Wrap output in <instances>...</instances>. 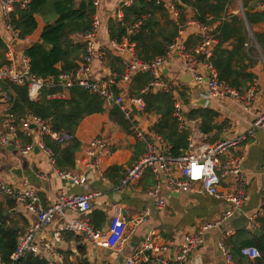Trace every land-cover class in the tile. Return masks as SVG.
<instances>
[{"label": "crops", "instance_id": "obj_1", "mask_svg": "<svg viewBox=\"0 0 264 264\" xmlns=\"http://www.w3.org/2000/svg\"><path fill=\"white\" fill-rule=\"evenodd\" d=\"M123 1L103 0L101 4L100 13L103 16V24L97 40V46L100 51H104L105 56L104 63H100L98 60L94 61L93 77L96 79L106 78L112 74L121 76L131 59L127 53H119L108 48L109 40L113 38L119 39L118 36L111 35L110 22L113 21L123 25V8L133 2L122 6ZM177 1L180 2V0ZM165 2L168 3L169 0H162L161 2L156 0V3L162 5L165 9L163 14L158 15L160 25L156 30L164 27L165 32L168 33L175 23H178L176 36L183 27L185 29L187 49L195 53L202 38L199 34V28L187 24L189 20H196L193 17L195 10L192 7H188L186 20L181 22L179 9L177 8L178 14L176 15L175 11L169 8ZM259 3L260 0H248V3L244 5L243 0H232V2L229 0L228 4L227 14L229 16L238 15L246 23L249 40L251 41L250 44H246L247 50H244L243 54H248L254 60L249 66L248 72L253 73L255 76L252 81H249V89L242 93L244 99L232 100L208 97L206 96L208 89L206 83L196 84L195 86L182 80L190 72L184 65L181 53L176 50L172 53L170 62L162 74V78L170 84L169 91L151 89L146 93H142L143 88L152 78L149 72L132 74L130 80L120 79L113 87L115 93L123 94L127 99L134 96H142L144 98L145 106L143 110H139L137 106L133 107L135 118L143 130L157 132L155 126L157 124L164 126L167 120L161 111H164L166 107H174V114L175 105L178 102L182 105L188 120L185 130H181L178 124L176 126L180 133H185L187 136L191 128L194 127L204 135L205 140L214 142L232 133L243 132L251 126L252 121L260 113L264 105V47L258 43L255 37V34L264 33V20L254 23L251 28L246 19L245 11L264 12V10L257 7ZM119 11L122 13L121 17H118ZM36 20L37 27L32 34L27 35L25 38H20V36L16 38L7 29L5 21L0 18V37L7 46L5 53L0 50V62L4 60V54L7 63V53L11 51L14 57L20 60L29 45L41 40L46 21L40 15H36ZM139 21L142 24V19ZM219 23L220 21H217L214 25L207 24L217 38V42L216 27ZM131 25L133 23L127 26V34L122 37L129 35L128 28ZM73 37L76 40H80L77 35ZM155 41L164 42L165 49L171 42H166L160 36L154 35V37L147 39L146 43L152 45ZM131 42L135 44V51L139 57L136 42ZM234 42V38L229 39L222 47L231 50L235 46ZM249 61L250 59H247L245 63L248 64L250 63ZM58 67H61V64H58ZM149 76L150 79L147 81ZM254 85L257 87V91H254ZM5 87V83L0 82V139L10 133L9 125L12 119L14 122L16 120L8 112L10 108L9 101L1 100L5 94L10 95V91L5 89ZM60 92L62 91L58 88L51 95ZM64 94V98H69L71 90L64 91ZM151 94L153 99L149 100L148 96ZM166 97L169 98L168 102ZM29 99L32 100L30 96ZM185 99H187V102H185ZM161 106H163V109L159 110ZM105 107L106 109L103 112L87 115L80 122L76 131L73 132L75 135L73 140L79 142V148L74 154L69 156L73 164L66 160L63 151L60 150L57 152V157L52 151L55 160V163H53L48 154L39 148H35L29 154H23L21 149L15 146L14 139L6 146L0 142V178L14 185L27 180L37 190L40 196V204L44 207L54 203L62 190L76 194L98 190L100 195L93 199L92 209L88 213L90 222L98 228H107L112 216L117 213L126 219H131L142 214L145 210L150 212L145 221L134 230L123 252L95 247L91 242L76 234L59 233L58 224L60 220L56 219L41 234L45 240L53 244L56 251L60 254L56 260L57 264H66L81 258L86 260L87 264L92 261H97L100 264H125L127 255L136 252L140 248L148 233L153 232L156 240L161 244L172 243L178 245L183 242L187 233L196 230L207 221L219 218L230 209H232L231 219L221 227L210 229L206 232L205 242L191 252L187 264H228L218 247V242L221 240L226 242L229 250L234 255L236 264H264L263 252L261 257L255 260L240 254L242 246L255 245L260 250L264 248V128L256 129L254 137L247 142L248 154L245 160V169L247 172L246 190L248 200L242 208H233L231 203L207 195L204 192L166 193V206L158 208L155 197L148 193V190L155 182L154 175L150 170L146 171L137 182L118 189L127 168L144 154L145 144L130 130V124L123 113L113 117L110 112L115 106L105 104ZM197 109L214 112L213 114H208L206 118L207 126L212 127L210 130L205 131L203 129L204 118L202 115L194 117L188 115L189 111ZM164 130L167 131V128H164ZM24 133V130L19 126V141L22 146L39 137V131L34 127L30 137ZM97 136L103 137L111 147V151L102 156V174L95 166V159L87 157L84 152L88 142ZM46 137L43 138L44 141ZM48 138L54 145L57 144L50 137ZM68 144L70 142L57 144V146L64 149ZM239 152L240 148L231 151V153ZM57 158L60 159L62 168L57 166ZM57 171H70L78 177H85L86 181L85 183H75L69 178L62 177ZM225 187L227 188L228 186L222 184L221 189H225ZM0 213L7 216L4 220L6 226L11 227L12 230L14 227L18 231L17 243L20 235L36 218L35 214L27 211L23 203L6 195L0 196ZM68 213L71 217L80 216L79 213L74 211H68ZM228 229H232L233 232L226 234ZM38 236L35 238L36 240L40 239V236Z\"/></svg>", "mask_w": 264, "mask_h": 264}, {"label": "built area", "instance_id": "obj_2", "mask_svg": "<svg viewBox=\"0 0 264 264\" xmlns=\"http://www.w3.org/2000/svg\"><path fill=\"white\" fill-rule=\"evenodd\" d=\"M30 1L0 0V18L5 21L7 29L16 38L19 37V31L10 22L11 13L16 5L26 8ZM132 1L124 0L122 6L129 5ZM161 1L157 0V2ZM176 1L169 0L168 3H165L177 15ZM102 2L103 0H93L95 12L92 16L91 27L85 32L76 34L84 48V53L76 69L63 70L56 78L44 79L32 72L29 56L23 54L20 60H17L11 51L7 53L8 62L0 65V82L27 86L32 100L40 97L44 87L59 88L62 92L51 96L61 98L65 97L64 91L80 87L102 97L105 104L117 106L128 120L130 130L145 144L144 154L127 168L118 189L137 182L146 171L150 170L154 175L155 182L148 193L155 197L158 208L166 206V193L187 192H204L207 195L231 203L233 208H242L248 200L246 190L247 172L245 169V160L248 154L247 142L254 137L256 129L264 128V105L248 129L243 132L232 133L214 142L205 140L204 135L199 130L194 127L191 128L187 136V147L181 153L174 154L161 134L147 132L137 122L133 107L137 106L139 110H143L145 106L144 98L134 96L127 99L123 94L115 93L113 87L120 79L128 81L132 74L149 72L152 78L143 88L142 93H146L151 89L169 91L170 84L162 78L163 68L167 67L172 53L177 50L181 53L185 67L197 84L206 83L208 87L206 96L242 100L244 99L243 94L238 89L221 81L215 65L210 61L217 38L207 24L197 20H189L187 24L199 28V34L202 38L195 53L187 49L185 29L182 27L176 38L167 45L164 53L151 61L142 60L137 56L135 44L129 40L128 36H124L120 40L113 38L109 40L108 48L119 53H127L131 59L121 76L112 74L106 78L96 79L93 77L94 61L98 60L100 63H104L105 56L104 51H100L97 46L103 24V16L100 13ZM257 7L264 10V0H260ZM121 16L122 13L119 11L118 17ZM140 24L141 21H137L131 25L128 28V34L132 33ZM254 91H257L256 86ZM1 100L9 101L11 97L5 94ZM174 115L179 128L185 130L188 117L179 102L175 105ZM51 122V118H43L31 112L27 113L18 125L12 119L9 125L10 133L2 136L0 142L6 146L14 139L15 146H18L23 154H29L35 148H39L47 153L51 161L55 163L53 152L46 145L43 138L48 136L57 144H67L75 138V135L68 130L56 129ZM32 125L39 131V137L22 146L19 141V126L24 130V134L30 137L33 130ZM239 148V153H231V151ZM110 151L109 143L100 136L92 138L84 149L87 157L95 159V166L101 174L102 156ZM57 172L62 177L69 178L75 183H85L86 181L85 177H78L70 171ZM222 184L228 187L221 189ZM3 195L23 203L27 211L36 216L35 220L20 235L17 246L12 253L10 264H14V262L29 253L46 257L51 262L56 263L60 254L53 244L45 240L41 234L56 219L60 220L58 224L59 233L69 231L82 236L95 247L123 252L134 230L145 221L150 213L149 210H145L142 214L131 219H126L117 213L112 216L107 228H98L90 222L88 217V213L92 209L93 199L100 195L98 190L77 194L62 190L54 203L44 207L40 204V196L37 190L27 180L14 185L0 178V196ZM68 211L77 212L80 216L71 217ZM231 216L232 209L227 210L213 221L201 224L196 230L187 233L183 242L178 245L172 243L161 244L156 240L154 233L150 232L145 236L140 248L136 252L127 255L125 264H187L191 252L205 242L206 232L221 227L231 219ZM232 232V229L226 230V234ZM38 235L40 239L36 240L35 238ZM218 247L228 264H236L234 255L224 240L218 242ZM240 254L252 260L261 257V252L255 245L242 246ZM0 264H6L1 256ZM89 264L100 263L92 261Z\"/></svg>", "mask_w": 264, "mask_h": 264}, {"label": "trees", "instance_id": "obj_3", "mask_svg": "<svg viewBox=\"0 0 264 264\" xmlns=\"http://www.w3.org/2000/svg\"><path fill=\"white\" fill-rule=\"evenodd\" d=\"M247 3L248 0H243L244 5ZM228 4L229 0L176 1V7L180 11L179 18L181 22L186 20L188 7H192L195 10L193 17L204 24L214 25L217 21H220L216 27L218 42L210 60L218 71L219 79L243 93L249 89V81H252L255 76L253 73L248 72V68L254 60L248 54H243V51L247 50L246 44H250L251 41L249 40L246 23L238 15L229 16L227 14ZM123 11L124 24H117L111 21V35L118 36V40H120L123 35L127 34V26L142 19L140 27L135 28L128 35L131 41L136 42L139 57L151 61L157 55L163 54L165 49L164 42L155 41L152 45L146 43V40L154 37V35L160 36L166 42L172 41L176 36L178 23H175L168 33L165 32L164 27L156 30L160 25L158 15L165 12L162 5L157 4L156 0H133L131 5L124 6ZM94 12L93 0H31L26 8L16 5L11 13L10 22L19 31L20 38H25L34 32L37 27L36 15L42 16L46 21L41 40L32 43L25 50V54L29 56L31 61L32 72L44 79H49L56 78L63 70L76 69L78 61L84 53V48L82 42L76 40L73 36L90 29ZM245 16L251 28L254 23L264 20V12L261 11L250 12V10H247L245 11ZM255 37L258 43L264 47V33L255 34ZM233 38L235 39L233 49H224L222 47L223 44ZM6 48V44L0 37V50L5 53ZM3 59L0 65L6 63L4 54ZM247 59H250L248 64L245 63ZM58 64H61V67H58ZM149 79L150 76L147 81ZM3 83H5V89L10 91L7 90L11 97L8 102L10 104L8 112L16 118V124L21 122L27 112H31L43 118H51V123L56 129L75 132L80 122L87 115L103 112L106 109L105 101L102 97L80 87L72 88L69 98L52 97L50 95L56 92L58 88L44 87L38 100H30L27 86L9 82ZM148 97L149 100L153 99L152 94ZM166 101H169L168 97H166ZM185 102H187V99H185ZM173 108L166 107L164 111H161L167 120L164 126L157 124L155 127L156 131L166 139L171 151L174 154H178L187 146V135L178 131L176 126L178 122L173 114ZM162 109L163 106L159 110ZM119 113L122 114L117 106L113 107L110 112L113 117ZM213 113L210 110L200 111V109H197L189 111L188 115L191 117L202 115L204 118L203 129L208 131L212 127L207 126L206 118L208 114ZM164 128H167V131ZM50 141L48 137L45 138L46 145L54 152L56 157L58 150L63 151L66 160L73 164L69 156L74 154L79 148V142L73 140L66 148L62 149ZM56 161L57 166L62 168L60 159L57 158ZM6 218L7 216L0 213V255L6 264H10L12 253L17 246L18 231L14 227L12 230L11 227L6 226L4 221ZM64 233L74 234L69 231H63L62 234ZM260 252L264 254V248ZM14 264L57 263L51 262L46 257L29 253L14 262ZM66 264H87V261L81 258Z\"/></svg>", "mask_w": 264, "mask_h": 264}, {"label": "water", "instance_id": "obj_4", "mask_svg": "<svg viewBox=\"0 0 264 264\" xmlns=\"http://www.w3.org/2000/svg\"><path fill=\"white\" fill-rule=\"evenodd\" d=\"M0 16H1V7H0ZM163 70H166V67L163 68ZM182 80H184L185 82H188L190 84H193L196 86L197 82L194 80L193 76L191 74H186V76H184L182 78ZM32 127L35 128V126L32 125ZM11 136V135H10ZM38 149V148H37ZM21 175V174H20Z\"/></svg>", "mask_w": 264, "mask_h": 264}]
</instances>
